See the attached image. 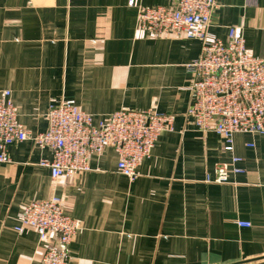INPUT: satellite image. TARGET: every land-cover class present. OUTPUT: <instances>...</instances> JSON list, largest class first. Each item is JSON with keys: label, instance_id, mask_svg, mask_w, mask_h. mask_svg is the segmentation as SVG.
Instances as JSON below:
<instances>
[{"label": "crops", "instance_id": "obj_1", "mask_svg": "<svg viewBox=\"0 0 264 264\" xmlns=\"http://www.w3.org/2000/svg\"><path fill=\"white\" fill-rule=\"evenodd\" d=\"M215 1L208 32L226 40L234 28L264 59V0ZM127 2L0 0V92L11 91L31 134L46 129L48 107L63 99L95 119L121 109L175 117L133 181L118 173L111 148L90 156L86 171L53 180L39 165L50 151L30 140L9 147L10 163L0 164V264L39 262L54 237L41 242L34 230L14 227L24 206L52 195L81 225L68 264H264V134L236 133L225 152L213 131L196 130L185 113L201 43L153 37ZM168 3L139 0L142 8ZM233 157L243 172L213 182Z\"/></svg>", "mask_w": 264, "mask_h": 264}, {"label": "built area", "instance_id": "obj_2", "mask_svg": "<svg viewBox=\"0 0 264 264\" xmlns=\"http://www.w3.org/2000/svg\"><path fill=\"white\" fill-rule=\"evenodd\" d=\"M165 6L142 8L139 0H128L137 10L139 29L159 38L181 34L201 43L199 57L189 65L192 102L185 116L200 132L213 131L223 141V151H233L236 133L264 134V59L245 48L241 35L229 28L227 39L211 35L208 29L216 9L215 0H168ZM11 91L0 92V164H9V147L30 140L40 150L50 151L51 160L39 165L49 169L53 180L71 178L88 169L92 155L111 148L117 155V171L133 181L137 168L150 157L159 136L173 130L174 116L156 110H118L95 119L83 112L73 99L50 105L44 115L46 129L31 134L18 122ZM253 147L252 144L248 145ZM241 159L215 169L213 182L224 183L229 174L243 172ZM239 227L250 223L238 221ZM36 232L39 241L49 236L48 245L37 264H68V246L80 231V221L64 212L63 201L52 195L28 203L17 214L18 233Z\"/></svg>", "mask_w": 264, "mask_h": 264}]
</instances>
